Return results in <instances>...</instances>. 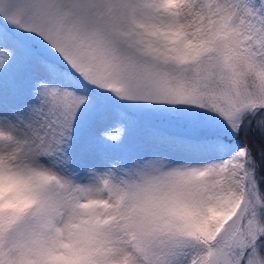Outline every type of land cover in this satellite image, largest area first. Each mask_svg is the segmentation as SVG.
<instances>
[{
    "label": "snow or ice",
    "instance_id": "6c2138e0",
    "mask_svg": "<svg viewBox=\"0 0 264 264\" xmlns=\"http://www.w3.org/2000/svg\"><path fill=\"white\" fill-rule=\"evenodd\" d=\"M0 264H264V0H0Z\"/></svg>",
    "mask_w": 264,
    "mask_h": 264
}]
</instances>
